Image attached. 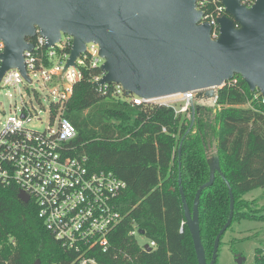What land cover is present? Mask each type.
Listing matches in <instances>:
<instances>
[{
  "label": "trees",
  "instance_id": "trees-1",
  "mask_svg": "<svg viewBox=\"0 0 264 264\" xmlns=\"http://www.w3.org/2000/svg\"><path fill=\"white\" fill-rule=\"evenodd\" d=\"M222 1L210 0L204 10L215 12ZM98 73L85 70L65 115L78 131L70 143L72 154L88 157L94 171L113 172L127 184L119 198L126 219L111 238L110 250L98 254L102 264H199L185 224L179 180L193 208L197 192L211 178L209 144L215 145L222 173H216L215 183L200 199L208 262L230 217L228 184L235 197L229 229L241 220H264L259 201L245 199L249 192L264 189V103L240 76L219 89L216 109L197 114L188 132L190 111L177 114L172 107L136 106L111 93L102 95L90 82ZM19 192L0 181V264H35L38 259L42 264H68V253L47 231L35 203H24ZM134 229L145 230L156 249L144 250L129 236ZM255 264H264L263 248L256 250Z\"/></svg>",
  "mask_w": 264,
  "mask_h": 264
},
{
  "label": "water",
  "instance_id": "water-1",
  "mask_svg": "<svg viewBox=\"0 0 264 264\" xmlns=\"http://www.w3.org/2000/svg\"><path fill=\"white\" fill-rule=\"evenodd\" d=\"M201 0H0V83L7 71L18 69L27 75L24 53L33 52L30 40L45 39L46 50L56 47L63 36L73 39L65 71L87 51V44L100 47L105 73L98 86L121 85L127 96L145 100L193 93V123L206 108L199 103L216 100L219 89L240 76L251 92L264 97V0L247 7L242 0H223L226 15L218 19L220 35L212 37L213 27L203 22ZM197 101V105L195 104ZM182 156V147L179 150ZM222 173L215 159L211 178L197 192L190 208L182 178L179 180L185 224L194 242L199 264H216L222 236L232 225L235 197L229 186L231 212L216 238L209 263L201 238L200 199L213 186L216 173ZM24 203L30 196L21 191ZM145 235V230H140ZM147 252L151 248L146 245ZM238 264L244 259L237 255ZM35 264H42L38 259Z\"/></svg>",
  "mask_w": 264,
  "mask_h": 264
},
{
  "label": "built area",
  "instance_id": "built-area-1",
  "mask_svg": "<svg viewBox=\"0 0 264 264\" xmlns=\"http://www.w3.org/2000/svg\"><path fill=\"white\" fill-rule=\"evenodd\" d=\"M209 1H199L198 8L204 12L203 22L213 27L212 37L217 39L221 33L218 19L226 15V11L221 4L216 5L215 12L207 13L204 7ZM256 1L242 0V3L252 7ZM30 42L35 50L24 53L29 81L18 69H10L0 83V92L3 89L17 90L23 85L30 90L34 79L38 78V83L52 98L49 105L52 123L44 132L32 127L31 123L40 119L37 110L27 103L23 104L19 114L16 112L7 117L0 132V181L18 187L20 192L30 196L47 231L68 253V264H102L98 254L110 250L111 238L126 219L120 211L119 198L127 184L113 172L94 171L89 166L88 157L72 154L70 143L77 138L78 131L65 112L75 85L82 81L85 70H97L99 73L93 75L90 82L100 94L111 93L113 97L136 106L172 107L177 114L192 111L191 101H194L195 94H180L182 98L177 102L185 103L180 109L175 107L176 102L160 103L158 99L127 96L121 85H97L105 75L101 71L105 59L100 56L99 45L87 44V51L77 59L76 66L65 71L73 47L72 37L63 36L61 42L49 50L45 48V39L40 36ZM4 51L5 44L0 40V55ZM1 66L0 59V69ZM9 95L13 96L12 93ZM206 103L211 102L199 104L207 108ZM212 103L217 105V99ZM139 234V229L129 232V236L136 240ZM138 244L144 250L146 245L152 251L157 247L153 240L145 245Z\"/></svg>",
  "mask_w": 264,
  "mask_h": 264
},
{
  "label": "rangeland",
  "instance_id": "rangeland-1",
  "mask_svg": "<svg viewBox=\"0 0 264 264\" xmlns=\"http://www.w3.org/2000/svg\"><path fill=\"white\" fill-rule=\"evenodd\" d=\"M34 81V85L30 90H27L23 85L17 90L3 89L0 92V132L3 129L7 117L16 112L19 114V110L23 107L24 103H27L30 107H34L37 110L40 120H34V122L31 123L32 127L44 132L50 126L52 120L49 112V105L52 98L48 90L41 83H38V78H35ZM9 93H12L13 96L10 97ZM195 104H198L197 101H195ZM206 104V110L214 111L216 109V104L212 102ZM174 105L177 109H180L185 103L179 101L174 103ZM188 117L192 119L193 116L191 111ZM208 155L211 161L214 162L216 159L214 143L209 144ZM257 198L259 199L260 205L257 207H259V209H264V189H255L245 196V199L249 200ZM137 240L142 245L149 242L147 236L140 234L137 235ZM258 248L264 249V220L245 219L235 222L222 238L216 264H238L236 261L237 255H240L244 259L242 264H255L256 250Z\"/></svg>",
  "mask_w": 264,
  "mask_h": 264
},
{
  "label": "bare ground",
  "instance_id": "bare-ground-1",
  "mask_svg": "<svg viewBox=\"0 0 264 264\" xmlns=\"http://www.w3.org/2000/svg\"><path fill=\"white\" fill-rule=\"evenodd\" d=\"M180 98H182V95H173V96H168V97H163V98H159L158 102L160 103H173V102H177ZM213 100H211L210 102H212Z\"/></svg>",
  "mask_w": 264,
  "mask_h": 264
},
{
  "label": "crops",
  "instance_id": "crops-1",
  "mask_svg": "<svg viewBox=\"0 0 264 264\" xmlns=\"http://www.w3.org/2000/svg\"><path fill=\"white\" fill-rule=\"evenodd\" d=\"M246 200H249V199H246ZM253 200H258L259 201V199L257 198V199H253ZM253 200H249V201H253Z\"/></svg>",
  "mask_w": 264,
  "mask_h": 264
}]
</instances>
